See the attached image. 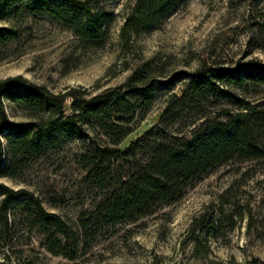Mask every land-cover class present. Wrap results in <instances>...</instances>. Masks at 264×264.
Instances as JSON below:
<instances>
[{
	"label": "trees",
	"instance_id": "1",
	"mask_svg": "<svg viewBox=\"0 0 264 264\" xmlns=\"http://www.w3.org/2000/svg\"><path fill=\"white\" fill-rule=\"evenodd\" d=\"M185 1L135 0L120 29L122 46L149 33ZM251 2L259 5L264 0ZM93 5L92 0H0V21L45 17L84 46L100 48L108 39L112 16ZM251 30L249 47L264 51V14L252 21ZM17 36L16 30L0 27V46ZM263 88L264 62L254 58L229 67L203 64L194 72L172 74L151 59L119 86L87 99L76 90L53 95L21 76L2 79L0 178H14L32 159L79 139L82 147L76 162L86 181L102 193L97 218L108 224L138 221L179 202L216 168L231 162L264 167V105L255 98ZM160 92L171 93L159 123L121 151L118 145L132 133L135 118L148 114ZM5 102L19 109L23 121L8 116ZM25 222L43 236L49 253L76 258L77 240L67 222L48 212L34 194L0 182V264H20L6 248ZM205 228L217 231L212 221Z\"/></svg>",
	"mask_w": 264,
	"mask_h": 264
},
{
	"label": "rangeland",
	"instance_id": "2",
	"mask_svg": "<svg viewBox=\"0 0 264 264\" xmlns=\"http://www.w3.org/2000/svg\"><path fill=\"white\" fill-rule=\"evenodd\" d=\"M92 1L94 10L112 16L108 39L100 48L84 46L45 17L0 21V27L18 33L16 40L0 46V80L21 76L53 95L76 90L87 99L119 86L139 64L151 59L167 74L194 72L203 64L229 67L241 59L264 62V51L248 44L252 21L264 14V2L186 0L149 33L132 37L124 47L120 29L135 0ZM170 93L157 94L148 114L135 118L132 133L118 145L121 151L159 123ZM255 98L264 105V88ZM70 104L67 98V114ZM5 110L12 120L23 121L14 104L5 102ZM81 147L79 139L67 141L32 159L16 177L0 178L9 188L34 194L48 212L67 222L77 240L76 258L49 253L43 236L25 222L6 248L12 260L19 259L20 264H264L263 166L231 162L194 183L179 202L135 222L108 224L97 218L101 191L86 181L76 162ZM211 221L217 228L214 233L205 228Z\"/></svg>",
	"mask_w": 264,
	"mask_h": 264
}]
</instances>
